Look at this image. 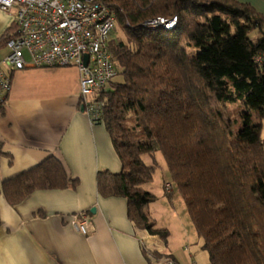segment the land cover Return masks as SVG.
<instances>
[{"label":"trees","instance_id":"16d2710c","mask_svg":"<svg viewBox=\"0 0 264 264\" xmlns=\"http://www.w3.org/2000/svg\"><path fill=\"white\" fill-rule=\"evenodd\" d=\"M101 1L117 18L108 43L117 74L95 96L97 122L106 126L122 169L97 172L99 195L126 198L136 227L167 241L170 231L149 212L157 196L144 187L160 152L208 264H264V60H255L264 55V17L239 0ZM158 16L178 21L173 29L144 25ZM118 27L124 38L114 35ZM14 31L13 24L0 48ZM8 93L0 84V113ZM239 102L245 111L238 126L229 105ZM79 183L50 155L5 179L0 192L14 207L36 191L76 190ZM173 183L164 184L169 198Z\"/></svg>","mask_w":264,"mask_h":264},{"label":"crops","instance_id":"0c3cea01","mask_svg":"<svg viewBox=\"0 0 264 264\" xmlns=\"http://www.w3.org/2000/svg\"><path fill=\"white\" fill-rule=\"evenodd\" d=\"M239 1L264 17V0ZM13 24V15L0 9V38ZM6 49L0 48V58ZM80 81L76 66L13 72L0 113V191L5 179L50 155L61 159L80 183L76 190L36 191L14 207L0 192V264H149L142 238L157 241L162 253L181 264L170 238L163 244L128 218L126 198L99 195L97 172H119L122 163L106 126L81 110ZM149 212L172 235L171 224L160 223L150 207ZM78 214L89 219L88 234L73 226Z\"/></svg>","mask_w":264,"mask_h":264},{"label":"built area","instance_id":"2783aa9c","mask_svg":"<svg viewBox=\"0 0 264 264\" xmlns=\"http://www.w3.org/2000/svg\"><path fill=\"white\" fill-rule=\"evenodd\" d=\"M0 9L13 15L15 25L7 42L9 53L0 59L3 90L10 91L13 72L25 67L76 66L81 73L80 104L91 120L97 122L100 103L95 96L117 74L113 54L108 49L117 24L111 7L101 0H0ZM177 21V16H158L144 25L173 29ZM255 60L263 62L264 55L256 56ZM167 188L171 189V185L167 184ZM89 225L84 214L74 216L73 226L78 231L88 234ZM141 242L153 264H178L167 254L154 257L155 252H161L157 241L142 238Z\"/></svg>","mask_w":264,"mask_h":264},{"label":"rangeland","instance_id":"374dc122","mask_svg":"<svg viewBox=\"0 0 264 264\" xmlns=\"http://www.w3.org/2000/svg\"><path fill=\"white\" fill-rule=\"evenodd\" d=\"M114 35L124 38L123 31L119 27ZM8 53L9 50L6 49L0 59L5 57ZM115 79L119 81L121 80V76H117ZM229 110L233 119L237 121V125H241L238 118L239 115L245 111L244 105L240 102L231 104L229 105ZM156 158L158 166L155 177L151 183L144 185L146 190L153 192L157 196V199L149 206L152 214L158 217L160 223L171 224L173 230L172 235L169 237L170 239H168L169 243H171V248L175 247V250L180 252L181 264H192L193 262L196 264H208L209 255L203 250V239L199 236L194 226L183 196L177 193L166 161L160 152L156 154ZM144 160L148 164H153L152 158L149 155H145ZM167 181L173 183L174 192L176 193L175 197L169 198L166 195L164 184ZM161 242L166 244V240L164 239H161ZM186 247H188L190 252L185 250Z\"/></svg>","mask_w":264,"mask_h":264},{"label":"water","instance_id":"95a60500","mask_svg":"<svg viewBox=\"0 0 264 264\" xmlns=\"http://www.w3.org/2000/svg\"><path fill=\"white\" fill-rule=\"evenodd\" d=\"M84 58H85V63L87 64L88 59H89V54L86 53V54L84 55ZM81 110H82L83 112L85 111V108H84L83 105L81 106Z\"/></svg>","mask_w":264,"mask_h":264}]
</instances>
